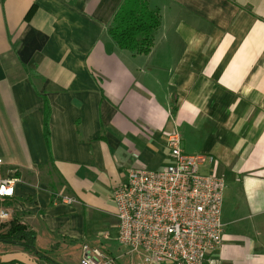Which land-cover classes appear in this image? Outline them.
Segmentation results:
<instances>
[{
	"label": "crops",
	"instance_id": "crops-1",
	"mask_svg": "<svg viewBox=\"0 0 264 264\" xmlns=\"http://www.w3.org/2000/svg\"><path fill=\"white\" fill-rule=\"evenodd\" d=\"M121 1L0 0V158L22 178L0 232L17 218L57 264H79L84 244L126 264L107 241L113 190L169 165L177 131L225 176L209 260L264 264V0H149L162 24L136 56L107 33ZM0 264L53 263L0 242Z\"/></svg>",
	"mask_w": 264,
	"mask_h": 264
},
{
	"label": "built area",
	"instance_id": "built-area-1",
	"mask_svg": "<svg viewBox=\"0 0 264 264\" xmlns=\"http://www.w3.org/2000/svg\"><path fill=\"white\" fill-rule=\"evenodd\" d=\"M168 147L169 165L157 171L131 169L113 190L118 242L131 253H142L138 264H213L209 256L224 239L225 176L202 173V165L212 164L214 157L185 153L177 131L170 134ZM4 164L0 158L1 221L11 218L4 203L16 196L22 181L18 169ZM79 264H116V259L84 244Z\"/></svg>",
	"mask_w": 264,
	"mask_h": 264
},
{
	"label": "trees",
	"instance_id": "trees-1",
	"mask_svg": "<svg viewBox=\"0 0 264 264\" xmlns=\"http://www.w3.org/2000/svg\"><path fill=\"white\" fill-rule=\"evenodd\" d=\"M31 12L32 9L29 15ZM161 24V11L158 7H152L149 0H122L107 26V33L120 50L134 56L147 55L155 45ZM47 119L48 116L45 119V139L48 143ZM1 227L5 230L0 232V242L19 246L39 259L57 264L38 249L36 233L19 219L13 218L1 224Z\"/></svg>",
	"mask_w": 264,
	"mask_h": 264
},
{
	"label": "rangeland",
	"instance_id": "rangeland-1",
	"mask_svg": "<svg viewBox=\"0 0 264 264\" xmlns=\"http://www.w3.org/2000/svg\"><path fill=\"white\" fill-rule=\"evenodd\" d=\"M206 165L207 164L202 165L200 171L202 173L208 174L209 172L206 169ZM51 185L54 186V183L52 182ZM108 230H109V234H108L107 241L111 245V247L114 248L115 254L118 255V253H120L123 256V261L126 264H134L135 263L134 259L136 257V255H135L136 253H131L130 249L123 247V246H120L121 244L118 242V240H116L117 239L116 238L117 230H116L114 225H110ZM110 256H112V255H110ZM116 264H117V261H116Z\"/></svg>",
	"mask_w": 264,
	"mask_h": 264
},
{
	"label": "snow or ice",
	"instance_id": "snow-or-ice-1",
	"mask_svg": "<svg viewBox=\"0 0 264 264\" xmlns=\"http://www.w3.org/2000/svg\"><path fill=\"white\" fill-rule=\"evenodd\" d=\"M0 191H2V189H0Z\"/></svg>",
	"mask_w": 264,
	"mask_h": 264
}]
</instances>
